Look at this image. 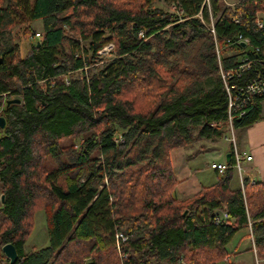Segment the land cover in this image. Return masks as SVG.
<instances>
[{
    "label": "trees",
    "instance_id": "obj_1",
    "mask_svg": "<svg viewBox=\"0 0 264 264\" xmlns=\"http://www.w3.org/2000/svg\"><path fill=\"white\" fill-rule=\"evenodd\" d=\"M154 1L0 0V94L21 100L0 112V264L7 243L12 264H234L227 246L249 221L264 260V184L232 190L231 156L215 184L179 199L170 159L224 136L225 82L244 90L264 75V0ZM13 27L35 39L25 54ZM262 99L250 95L232 127L261 119ZM37 209L48 245L27 251Z\"/></svg>",
    "mask_w": 264,
    "mask_h": 264
},
{
    "label": "crops",
    "instance_id": "obj_2",
    "mask_svg": "<svg viewBox=\"0 0 264 264\" xmlns=\"http://www.w3.org/2000/svg\"><path fill=\"white\" fill-rule=\"evenodd\" d=\"M224 1L228 5L237 2V0ZM259 16H261L264 21V13L259 14ZM260 105L261 119L250 126L237 128L234 136V145L243 156L241 168L244 177L242 178L243 180L240 179V181H260L264 184V99L261 100ZM223 138L224 141L228 142L226 135ZM220 143V139H202L194 144L179 147L170 151L171 164L174 165L172 161L173 156L178 159V169L175 174L178 184L175 189V194L179 198L192 196L198 192L202 186H209L221 176V173L211 168L209 174L198 175L204 172L201 171V166L204 163V160L207 164L213 162L223 163L226 161V154H231L232 142L229 143L230 149L225 151L224 149L221 150L219 148ZM245 155L251 156V160H246L244 158ZM232 178L233 177L231 176L229 186ZM242 182V186L239 184V186H230V188L232 190L240 188L243 191ZM245 237L246 238L242 240H251V238L247 236V232ZM250 246L252 250H249ZM250 246L244 245L242 247V245L239 244L234 245L233 248H237L236 250L232 248L233 255L232 258L229 259V262H233L234 264H252L253 260L249 257L250 261H248L247 258L249 252H254V245Z\"/></svg>",
    "mask_w": 264,
    "mask_h": 264
},
{
    "label": "rangeland",
    "instance_id": "obj_3",
    "mask_svg": "<svg viewBox=\"0 0 264 264\" xmlns=\"http://www.w3.org/2000/svg\"><path fill=\"white\" fill-rule=\"evenodd\" d=\"M152 7H158V8H161L163 10H166V11H170L171 9L169 8V6H167L162 0H156L152 3ZM34 29L36 32H39L40 33V29H41V22L40 21H36V22H33L32 23ZM20 29L19 33L17 34L18 30ZM11 32L12 34L15 36L14 38V41L19 45V54H25L27 52V50L30 48V42L34 41L35 39L31 38V37H23L24 35H22V30H21V27L19 28H16V27H13L11 29ZM86 45H88L87 43H85ZM111 57V53H107V54H104L102 55L100 58L101 59H108ZM103 62H98V64H102ZM10 82V80H9ZM11 83V82H10ZM11 88H16L14 86H11ZM13 98H19L20 99V96L19 95H13L12 97L8 98V99H13ZM7 100V97L6 99ZM2 109H5V101L0 103V112L2 111ZM227 120V123L229 124V116H227L226 118ZM236 127H234L232 129V133H231V130L229 128V125L227 127V131L225 132L224 136L226 135V138L228 140V142L224 141V136L222 138H219L220 139V144H219V148L222 150L224 149L225 150H229L230 149V146H229V143H231V139L232 137L234 138L235 136V131H236ZM198 142V141H196ZM195 142V143H196ZM225 142V143H224ZM62 143L64 145H67L69 146L71 143H72V140L71 139H66V140H63ZM194 144V143H193ZM224 160V159H223ZM173 163L174 165H172L173 167V170H174V174L177 173V169H178V159L173 156ZM211 164V163H209ZM205 163V160H204V163L202 164L201 166V171H204L198 175H205V174H209L210 173V165ZM46 165L47 167L49 166H54L55 163L52 162L50 159L46 161ZM242 170V168H241ZM232 180L230 182V186L231 187H234V186H242L241 185V180H243L242 178L244 177V174L243 172H241V174L239 175L237 170L234 169L233 172H232ZM215 179V178H214ZM217 182V180H215L214 183L210 184V185H213ZM175 196L177 198H179L176 194ZM181 199V198H179ZM31 222H32V225H33V229L30 233V235L27 237L26 239V242H25V245H24V248L25 250H31L32 248H40V247H44L46 245H48V238H47V233H46V228H45V219H44V213L41 209H37V210H34L32 212V215H31ZM247 232V236L251 238V243L249 241V239H245V240H242L240 245H242V247L244 245L246 246H250V245H254V238H253V235H252V231H250L249 229V225H248V228L246 230ZM237 238V235H235L233 237V239L231 240V242L228 244V248L231 250L232 247L236 244H238V239L236 240ZM250 253V252H249ZM247 255V258H248V261H250L249 257L253 260L252 261V264H264V260L263 259H260V258H257L256 257V246L254 245V252L251 251V253ZM254 254H255V259H254ZM233 260V259H232ZM226 264V263H224Z\"/></svg>",
    "mask_w": 264,
    "mask_h": 264
},
{
    "label": "built area",
    "instance_id": "obj_4",
    "mask_svg": "<svg viewBox=\"0 0 264 264\" xmlns=\"http://www.w3.org/2000/svg\"><path fill=\"white\" fill-rule=\"evenodd\" d=\"M257 25L259 27H262L263 24L260 20H257ZM39 37V33H36L35 34V38H38ZM238 42V43H244V47L247 45L248 43V40L246 38H242V37H238L237 40L235 41V43ZM114 49V44L112 42H109L105 45H103L100 49H98L96 51L97 53V56L100 58L102 55L104 54H107V53H111ZM245 68H247V65L246 64H240L238 66V69L240 71H244ZM227 74H229L227 72ZM221 76L223 79H225L226 77V73L222 72L221 71ZM225 84V88L229 94V103H228V116H229V128L231 130V133H232V119L235 117V116H238V114H240L241 112V108L243 105H245V103H247L248 101V98L250 95H260V94H263L264 93V75H261V76H258L256 78H252L251 80H249L245 87H244V90L242 87H236V86H230L227 84V82L224 83ZM233 91H236V90H239V91H246L245 93V97L246 98V101H243L244 99L242 98L241 102H238L237 101V98L236 97H231V94H232V90ZM2 96V100L0 103L2 102H6V93H2L0 94ZM236 102V103H235ZM231 142H232V149H231V156H233V164H231L230 166L234 169L237 170L238 174L240 175L242 170H241V162H242V154L239 152V150L236 148V146L234 145V138L232 137L231 139ZM244 158L246 160H251V156L249 155H245ZM210 167L211 169H215L217 170L219 173L223 174L224 173V170L227 168V162H223V163H218V162H213L210 164ZM228 218V213L226 211H222L220 212V214L216 217V222H219L221 220H225ZM248 225H249V229L251 231V222L249 221L248 222ZM126 237L124 234L118 232L116 234V238L117 239H120L121 241H124L126 240Z\"/></svg>",
    "mask_w": 264,
    "mask_h": 264
},
{
    "label": "water",
    "instance_id": "obj_5",
    "mask_svg": "<svg viewBox=\"0 0 264 264\" xmlns=\"http://www.w3.org/2000/svg\"><path fill=\"white\" fill-rule=\"evenodd\" d=\"M38 44V42H37ZM245 44L242 42L241 46H244ZM21 100L19 98H13V99H8L5 104L8 106L10 103H19ZM6 124V120L5 117L0 115V130L3 129L5 127ZM230 157L231 154L227 153L226 154V162L230 161ZM2 198V197H1ZM1 251L2 253L8 258L9 263L12 264L13 262H15V260L17 259V253L16 250L14 248V246L11 243H7L5 245H3L1 247Z\"/></svg>",
    "mask_w": 264,
    "mask_h": 264
},
{
    "label": "bare ground",
    "instance_id": "obj_6",
    "mask_svg": "<svg viewBox=\"0 0 264 264\" xmlns=\"http://www.w3.org/2000/svg\"><path fill=\"white\" fill-rule=\"evenodd\" d=\"M217 53H219V50H218V48H217ZM264 94V93H263Z\"/></svg>",
    "mask_w": 264,
    "mask_h": 264
}]
</instances>
